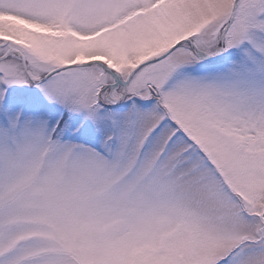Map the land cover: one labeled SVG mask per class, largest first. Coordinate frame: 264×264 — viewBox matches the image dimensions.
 <instances>
[{
  "label": "snow or ice",
  "instance_id": "obj_1",
  "mask_svg": "<svg viewBox=\"0 0 264 264\" xmlns=\"http://www.w3.org/2000/svg\"><path fill=\"white\" fill-rule=\"evenodd\" d=\"M0 264H264V0H0Z\"/></svg>",
  "mask_w": 264,
  "mask_h": 264
}]
</instances>
